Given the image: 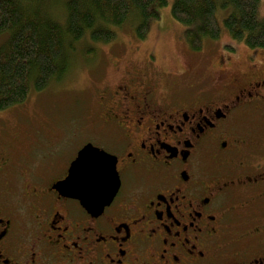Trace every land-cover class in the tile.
Masks as SVG:
<instances>
[{
  "label": "flooded vegetation",
  "instance_id": "af4514ba",
  "mask_svg": "<svg viewBox=\"0 0 264 264\" xmlns=\"http://www.w3.org/2000/svg\"><path fill=\"white\" fill-rule=\"evenodd\" d=\"M236 58L212 79L132 60L94 83L87 143L120 178L101 212L54 189L87 144H0V264H264L263 63Z\"/></svg>",
  "mask_w": 264,
  "mask_h": 264
},
{
  "label": "trees",
  "instance_id": "16d2710c",
  "mask_svg": "<svg viewBox=\"0 0 264 264\" xmlns=\"http://www.w3.org/2000/svg\"><path fill=\"white\" fill-rule=\"evenodd\" d=\"M49 1L0 0V37L5 36L0 44V112L26 103L33 91L66 80L71 65L66 53L75 52L77 43L88 37V42L108 44L116 38L115 29L127 23L135 25L143 39L160 18L159 9L169 4L168 0H68L63 25L56 6L46 8ZM261 5L262 0H174L171 13L185 27L195 51L203 48L205 39L220 38L218 14L229 9L223 24L231 37L251 49H264Z\"/></svg>",
  "mask_w": 264,
  "mask_h": 264
},
{
  "label": "rangeland",
  "instance_id": "374dc122",
  "mask_svg": "<svg viewBox=\"0 0 264 264\" xmlns=\"http://www.w3.org/2000/svg\"><path fill=\"white\" fill-rule=\"evenodd\" d=\"M66 1L68 0H50V7H46L52 9L56 6L57 15L63 14V25V5ZM168 2L167 6L159 9L160 18L151 23L149 32L143 39L137 36L136 26L127 23L123 28L115 29L116 38L108 44L88 42L87 37L76 44L75 52L68 54L66 51L71 59L66 80L53 84L42 92L33 91L26 103L0 112V144H10L11 148H18V151L25 153L31 150V144H76L81 147L91 140L90 127L85 121V104L92 95L94 83L97 80L105 83L107 78L123 70L128 63L129 70L133 72L130 67L134 65L133 62L130 63L132 60L152 72L160 71L178 76L188 71L185 76L189 77V81H195V77L200 75L216 78L218 60L223 53L233 51L240 69H244L248 57H252L263 63L259 72L264 75V49H251L244 42L234 40L224 27V19L231 9L219 11L222 28L220 38L205 39L203 48L195 51L185 35V27L172 16L174 0ZM259 19H264V0ZM4 41L5 36L0 37V44ZM103 70V78L98 79ZM259 127L264 130V119ZM5 151L7 152L6 148ZM58 156L62 165L63 153Z\"/></svg>",
  "mask_w": 264,
  "mask_h": 264
},
{
  "label": "water",
  "instance_id": "95a60500",
  "mask_svg": "<svg viewBox=\"0 0 264 264\" xmlns=\"http://www.w3.org/2000/svg\"><path fill=\"white\" fill-rule=\"evenodd\" d=\"M101 153L107 158V165L102 175L92 168L85 170L78 164V161H82L86 154L94 157ZM119 187L120 178L117 172L116 157L91 143L79 151L77 158L70 166L67 178L54 185V189L61 195L79 200L81 205L92 213L101 212L109 205L116 196Z\"/></svg>",
  "mask_w": 264,
  "mask_h": 264
},
{
  "label": "snow or ice",
  "instance_id": "6c2138e0",
  "mask_svg": "<svg viewBox=\"0 0 264 264\" xmlns=\"http://www.w3.org/2000/svg\"><path fill=\"white\" fill-rule=\"evenodd\" d=\"M78 164L85 170L92 168L99 175H102L107 165V158L104 157L102 153L96 154L94 157H91L86 154L84 158L82 159V161H78Z\"/></svg>",
  "mask_w": 264,
  "mask_h": 264
}]
</instances>
